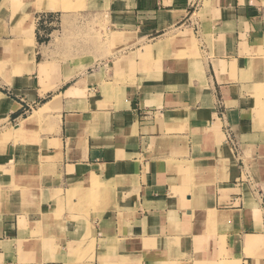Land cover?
Listing matches in <instances>:
<instances>
[{
    "label": "crops",
    "instance_id": "obj_1",
    "mask_svg": "<svg viewBox=\"0 0 264 264\" xmlns=\"http://www.w3.org/2000/svg\"><path fill=\"white\" fill-rule=\"evenodd\" d=\"M82 6L0 16V264H264V0Z\"/></svg>",
    "mask_w": 264,
    "mask_h": 264
},
{
    "label": "rangeland",
    "instance_id": "obj_2",
    "mask_svg": "<svg viewBox=\"0 0 264 264\" xmlns=\"http://www.w3.org/2000/svg\"><path fill=\"white\" fill-rule=\"evenodd\" d=\"M36 1H38V0H32V1H28V0H0V16H3L7 12H10V21L12 23H14L16 29H18V28H20L21 22L23 25L25 22H29V18H28V16H26L27 13H30V12L34 13L35 11H38V10L34 9ZM62 1L60 0V2H62ZM64 1L66 2V4L68 6L65 8H59L62 13L66 12V11H70V10H78V9L83 8L82 0H64ZM32 9H34V10H32ZM53 15H56V14L53 13ZM53 17H54L53 19L49 20L45 24H42V29L54 28L56 26L57 19L55 16H53ZM32 21H33V19H32ZM64 25H69L68 27H70V22L68 24H64ZM36 27H38V26H36ZM91 27H92V25L86 30L85 29L86 27L83 26V28H82L83 30H80V32H83L82 34L78 35L79 43L81 45H83V43H84V45L87 47L89 45L92 46L94 44V40H95V45H98V44L100 45V44H102V43H99L101 41V39L107 38L106 34L104 33L105 31H103V26H98V27H96L95 30L90 29ZM23 31L26 32L25 29H23ZM52 38L54 39V41L52 40L51 42L58 44L59 46H61V48L65 47V45L71 44V35L70 34H64L62 37H60L62 39H60L58 36H52ZM96 40H97V42H96ZM87 43H88V45H87ZM257 88L259 91L264 93V84L259 83L258 86L256 87V89ZM263 106H264V104H263ZM261 127L262 128H259V131L262 133V131L264 130V127L263 126H261ZM39 227L42 230V226H39ZM39 227H37L36 233L41 235L42 231H39V229H38ZM67 228H65V230ZM85 229L86 228H84V231H86ZM52 234H54V231L52 232ZM63 242H64V240H63ZM68 245L70 246L72 244L69 243ZM32 249H34V246H32ZM69 249H71L72 251L67 252L66 258L64 257L62 259L64 261V263H62V264H91L89 262L91 260V256L88 255V252L86 249L80 250V246L78 247V249L76 248V246H70ZM35 261H39V264H42V259L41 260H35Z\"/></svg>",
    "mask_w": 264,
    "mask_h": 264
},
{
    "label": "bare ground",
    "instance_id": "obj_3",
    "mask_svg": "<svg viewBox=\"0 0 264 264\" xmlns=\"http://www.w3.org/2000/svg\"><path fill=\"white\" fill-rule=\"evenodd\" d=\"M58 1L59 0H38L36 1L35 3V6H34V9L38 10V11H41V10H48V9H59V8H65L67 7L68 5L66 4V2L63 0H61V4L59 5L58 4ZM32 9V10H34ZM31 13V14H30ZM29 15H26L28 16L29 18L32 17V13L33 12H30ZM31 24V23H30ZM32 25V24H31ZM29 27L26 29V32H32V27H30V25H28ZM114 40V39H113ZM119 41V40H118ZM256 110V109H255ZM254 111V110H253ZM37 113V112H36ZM36 117V116H35ZM34 118V114L32 116H29L27 119H25L23 122H30L32 121ZM37 119V118H36ZM39 120V119H38ZM36 121V120H35Z\"/></svg>",
    "mask_w": 264,
    "mask_h": 264
},
{
    "label": "built area",
    "instance_id": "obj_4",
    "mask_svg": "<svg viewBox=\"0 0 264 264\" xmlns=\"http://www.w3.org/2000/svg\"><path fill=\"white\" fill-rule=\"evenodd\" d=\"M45 17H46V16H45ZM46 18H47V17H46ZM53 18H54V17H50L49 19L51 20V19H53ZM37 21H38V24H39V22L42 23V24H45L46 22H48V21H44V20L41 21L40 17H38V20H37Z\"/></svg>",
    "mask_w": 264,
    "mask_h": 264
}]
</instances>
